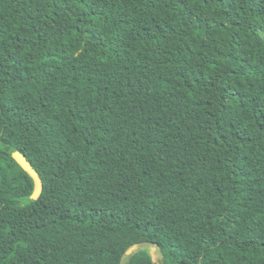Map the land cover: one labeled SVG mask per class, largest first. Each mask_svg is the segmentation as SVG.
Returning a JSON list of instances; mask_svg holds the SVG:
<instances>
[{
  "label": "trees",
  "instance_id": "16d2710c",
  "mask_svg": "<svg viewBox=\"0 0 264 264\" xmlns=\"http://www.w3.org/2000/svg\"><path fill=\"white\" fill-rule=\"evenodd\" d=\"M137 242L264 264V0H0V264Z\"/></svg>",
  "mask_w": 264,
  "mask_h": 264
},
{
  "label": "water",
  "instance_id": "95a60500",
  "mask_svg": "<svg viewBox=\"0 0 264 264\" xmlns=\"http://www.w3.org/2000/svg\"><path fill=\"white\" fill-rule=\"evenodd\" d=\"M14 158L16 161L23 167V169L33 178L35 182V189L32 194L33 199H38L42 195L43 189H44V184L42 177L40 173L35 169L33 164L28 160L27 156L23 154L20 151H15L13 153ZM147 242H137L128 247L126 250L123 259H122V264H125V262L133 256L136 252L139 250L145 248Z\"/></svg>",
  "mask_w": 264,
  "mask_h": 264
},
{
  "label": "rangeland",
  "instance_id": "374dc122",
  "mask_svg": "<svg viewBox=\"0 0 264 264\" xmlns=\"http://www.w3.org/2000/svg\"><path fill=\"white\" fill-rule=\"evenodd\" d=\"M152 253L155 264H161L162 252L160 248L155 244H146V246Z\"/></svg>",
  "mask_w": 264,
  "mask_h": 264
}]
</instances>
